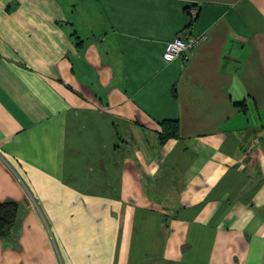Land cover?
Masks as SVG:
<instances>
[{
  "label": "crops",
  "instance_id": "1",
  "mask_svg": "<svg viewBox=\"0 0 264 264\" xmlns=\"http://www.w3.org/2000/svg\"><path fill=\"white\" fill-rule=\"evenodd\" d=\"M7 200L0 264H264V0H0Z\"/></svg>",
  "mask_w": 264,
  "mask_h": 264
},
{
  "label": "trees",
  "instance_id": "2",
  "mask_svg": "<svg viewBox=\"0 0 264 264\" xmlns=\"http://www.w3.org/2000/svg\"><path fill=\"white\" fill-rule=\"evenodd\" d=\"M173 130H176V123ZM19 210V204L13 200L0 201V237L6 236L11 226L15 223Z\"/></svg>",
  "mask_w": 264,
  "mask_h": 264
},
{
  "label": "built area",
  "instance_id": "3",
  "mask_svg": "<svg viewBox=\"0 0 264 264\" xmlns=\"http://www.w3.org/2000/svg\"><path fill=\"white\" fill-rule=\"evenodd\" d=\"M197 41L198 38L185 40L182 37H174L166 42L162 53V59L165 62L172 61L176 57L182 55L186 50L190 49ZM184 58L187 59L188 56H184Z\"/></svg>",
  "mask_w": 264,
  "mask_h": 264
}]
</instances>
